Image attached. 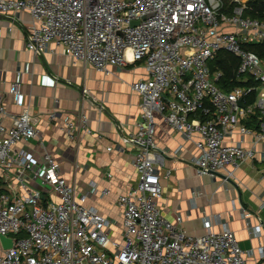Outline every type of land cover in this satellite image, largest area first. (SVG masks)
Listing matches in <instances>:
<instances>
[{
  "label": "built area",
  "instance_id": "2783aa9c",
  "mask_svg": "<svg viewBox=\"0 0 264 264\" xmlns=\"http://www.w3.org/2000/svg\"><path fill=\"white\" fill-rule=\"evenodd\" d=\"M261 3L264 0H0V16L16 22L23 11L30 15L26 47L36 55L55 43L99 71L140 62L146 72V77L130 84L141 96L137 130L121 134L124 143L136 147L131 165L139 175V182L117 198L121 238H113V219L84 205L97 191L95 182H90L89 191L77 194L64 177L61 163L45 143L40 118L25 106L20 77L8 90L0 89V235L15 238L0 256V264H250L255 260L254 249H242L226 221L215 231L213 219L218 218L204 217L206 231L193 235L181 226L180 214L175 222L162 214L159 169L166 156L179 157L184 146L171 150L157 145L154 113L184 141L196 145L199 153L187 162L197 175L216 178L221 172L224 188L243 163L264 162V59L249 49L264 42V16H253ZM221 51L238 58L237 76L243 82L255 84L229 91L221 88L223 71L214 65ZM253 91L254 101L245 104ZM6 94L14 97L21 112L6 109ZM83 94L88 90L83 89ZM6 118L9 126L4 124ZM77 125L89 135H102L89 127L85 113L78 115ZM75 128L66 121L71 139ZM30 140L41 151L40 161L30 156L26 145ZM258 199L261 214L256 225H250L249 213L242 209L254 235L264 230V190Z\"/></svg>",
  "mask_w": 264,
  "mask_h": 264
},
{
  "label": "crops",
  "instance_id": "0c3cea01",
  "mask_svg": "<svg viewBox=\"0 0 264 264\" xmlns=\"http://www.w3.org/2000/svg\"><path fill=\"white\" fill-rule=\"evenodd\" d=\"M29 21L26 11L16 22L7 15L0 16V89L8 90L20 77L25 106L30 114L40 118L39 127L45 143L61 163L64 177L74 184L77 194L89 191L90 182H95L97 191L84 201V205L95 207L101 215L113 219V238H121V207L117 198L139 182V175L131 165L136 147L124 143L121 134L137 130L141 96L131 90L130 84L146 77L143 64L139 62L122 68L110 66L107 71H99L73 59L55 43L36 55L26 47ZM83 89L89 94L84 95ZM5 106L12 113L22 111L10 94H6ZM80 113L89 117V127L101 133V137L89 135L77 125ZM154 119V138L159 147L173 150L178 145L184 146L179 157L166 156L159 169L162 214L171 222L180 214L181 226L193 235L206 231L204 217L218 218L213 219L215 231L221 230L222 222L226 221L242 249H254L255 260L249 263L264 262V230L254 235L242 215V209H246L250 225L257 224L261 214L258 197L264 190V162L243 163L235 172L234 183L224 188L221 184L223 173L218 172L216 178L199 176L194 166L187 162L199 153L193 142L184 141L159 113H154ZM66 121L76 125L73 139L66 134ZM4 124L9 126L10 119L6 118ZM26 145L31 158L40 161L42 154L36 141L30 140ZM107 147L112 150L108 151ZM105 188L108 194H102ZM4 250L0 242V256Z\"/></svg>",
  "mask_w": 264,
  "mask_h": 264
},
{
  "label": "trees",
  "instance_id": "16d2710c",
  "mask_svg": "<svg viewBox=\"0 0 264 264\" xmlns=\"http://www.w3.org/2000/svg\"><path fill=\"white\" fill-rule=\"evenodd\" d=\"M261 10H259L258 13H253V16L257 17H263L264 12V3L260 4ZM249 49L254 51L257 55H259L262 59H264V42L263 43H257L252 44L249 46ZM214 65L220 70L223 71V76L219 79L218 83L225 91H229L234 87H243L248 85H254L255 83L253 80H248L243 82V78H240L237 76V69L239 65V60L236 56L221 51L218 53L216 60L214 61ZM256 93L253 91L251 94L247 97L246 101L244 100V103L253 102L255 99ZM257 120L254 121L256 123ZM253 123H248L249 126H252ZM19 236H23V234H20Z\"/></svg>",
  "mask_w": 264,
  "mask_h": 264
},
{
  "label": "water",
  "instance_id": "95a60500",
  "mask_svg": "<svg viewBox=\"0 0 264 264\" xmlns=\"http://www.w3.org/2000/svg\"><path fill=\"white\" fill-rule=\"evenodd\" d=\"M148 17V16H146ZM136 24V22H133V25ZM239 105H243L242 101H239ZM219 174V173H216ZM233 181H231L232 183ZM234 183V182H233ZM15 238L10 237V236H6V235H0V242L2 244V246L4 247V249H8L11 248L14 244Z\"/></svg>",
  "mask_w": 264,
  "mask_h": 264
}]
</instances>
